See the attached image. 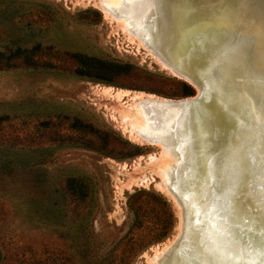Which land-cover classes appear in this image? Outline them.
<instances>
[{"label":"rangeland","instance_id":"obj_1","mask_svg":"<svg viewBox=\"0 0 264 264\" xmlns=\"http://www.w3.org/2000/svg\"><path fill=\"white\" fill-rule=\"evenodd\" d=\"M215 7L220 38L247 52L255 22L264 40V0ZM112 9L154 29L153 0ZM246 57L264 70V53ZM136 92L198 95L93 0H0V264H159L190 236L200 189L170 190L173 141L153 112L166 107L136 105ZM136 125L152 140L132 137Z\"/></svg>","mask_w":264,"mask_h":264},{"label":"bare ground","instance_id":"obj_2","mask_svg":"<svg viewBox=\"0 0 264 264\" xmlns=\"http://www.w3.org/2000/svg\"><path fill=\"white\" fill-rule=\"evenodd\" d=\"M93 1L137 37L161 65L198 89V95L180 99L143 92L133 96L141 98L136 105L150 101L166 107H154L153 112L166 122L173 141L170 190L188 182L195 186L193 196L200 189L195 198L201 203L192 209L201 215L193 217L190 236L175 242L176 251L166 252L159 264H264V70L260 62L246 59L247 54L264 53L255 22L243 30L248 31V43L243 45L249 48L247 53L238 45L240 38L227 42L216 25L207 26L206 19L222 0H153L154 29L143 33L112 9L129 0ZM212 28L216 39L198 36ZM127 91L118 90L116 96ZM136 126L132 137L152 140L149 126ZM161 147L162 153L173 157L167 144ZM195 198L192 201L190 195L189 200L196 202Z\"/></svg>","mask_w":264,"mask_h":264},{"label":"trees","instance_id":"obj_3","mask_svg":"<svg viewBox=\"0 0 264 264\" xmlns=\"http://www.w3.org/2000/svg\"><path fill=\"white\" fill-rule=\"evenodd\" d=\"M130 197H132V196H130Z\"/></svg>","mask_w":264,"mask_h":264}]
</instances>
